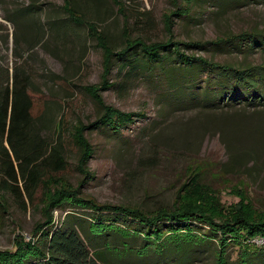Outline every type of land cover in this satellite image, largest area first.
<instances>
[{"label": "rangeland", "instance_id": "1", "mask_svg": "<svg viewBox=\"0 0 264 264\" xmlns=\"http://www.w3.org/2000/svg\"><path fill=\"white\" fill-rule=\"evenodd\" d=\"M74 2L87 19L97 23L99 34L116 50L125 46L126 37L147 44L170 37L207 42L244 31L264 32V0H194L191 4L186 0ZM30 3L34 6L28 14L24 8ZM63 3L64 0H0V66L12 69L16 65L30 74L35 111L44 117L35 126L47 136L49 145H63L66 165L60 171L46 170L45 195L56 190L59 183L73 187L82 183L84 173L78 167L82 150L71 132L103 113L91 87L102 85L104 49L89 28L71 21ZM178 5L189 7L190 13L172 16L170 30L166 21ZM16 10L25 15L17 17ZM6 14H15L14 21L5 20ZM185 50L237 66L264 64L263 46L222 44ZM197 76L192 70H181L171 53L162 63L159 60L148 64L139 47L124 60L113 61L109 82L115 85L99 88L98 93L105 104L123 112H143L144 116L134 117V122L118 132L107 125L84 131V138L93 148L86 163L93 176L80 185V196L145 210L172 207L180 186L197 175L226 207L244 195L264 212V109H214L208 103L219 97V88L214 81L207 84ZM5 182L14 183L0 161V195H4L3 201L0 199L4 204L0 206V249L14 250L15 237L22 234L31 238L35 226L44 219L43 190H37L32 202L21 178L24 205L18 195L5 192ZM76 214L92 215L66 204L54 211V226H77L89 245L104 247L102 235H91L89 220ZM122 240L115 233L107 237L110 246L122 247ZM143 243L138 238L133 244L138 247ZM257 248L252 264H264V246ZM228 251L232 260L237 259L236 246H230ZM151 253L156 254L155 250ZM164 254L171 264H184L192 252L170 250ZM128 259L124 262L167 264L161 255L160 260L136 255ZM193 264H213V258L201 256Z\"/></svg>", "mask_w": 264, "mask_h": 264}, {"label": "trees", "instance_id": "2", "mask_svg": "<svg viewBox=\"0 0 264 264\" xmlns=\"http://www.w3.org/2000/svg\"><path fill=\"white\" fill-rule=\"evenodd\" d=\"M193 1L186 0L188 4ZM33 6L28 4L24 12L30 14ZM63 8L75 25L89 28L90 34L98 39L105 54L102 85L91 87L103 113L97 120L71 132L76 145L82 150L78 164L79 170L84 173L81 184L93 176L86 168L93 148L84 138V131L107 125L118 132L125 124L134 122V117L144 116L143 112H123L105 104L97 91L99 88L109 89L115 85L109 82L113 61L124 60L138 47L146 56L148 64L154 65L159 60L162 63L163 58L171 53L175 55L181 70L194 71L207 84L214 81L219 88V97L208 103L214 109L259 106L264 109V64L237 66L189 54L185 50L222 44L264 47V32L244 31L207 42L181 41L170 37L166 41L147 44L139 39L131 40L126 37L125 46L116 50L99 34L97 23L87 19L76 7L74 0H64ZM24 12L16 10L14 13L18 17ZM188 13L189 7L178 5L166 21L168 29L171 30L174 23L172 16H184ZM15 14H11V17L6 14L3 18L14 21ZM32 87L31 76L23 68L16 65L12 69L0 66V161L6 176L14 181L5 182L4 190L18 195L20 202L24 204V195L19 187L21 178L24 180L25 194L32 202L37 190L42 188L41 209L44 215V219L35 226L31 238L26 239L24 235L18 234L14 250L0 249V264H129L124 261L131 255L141 259L146 256L158 257L159 260L161 255L165 263L171 264L164 254L170 250L177 253L192 252L189 259L187 257L188 262H183L184 264H193L201 256L209 255L213 258V264L253 263L259 252L257 247L264 246V212L259 211L244 195L239 202L226 207L197 175L180 186L172 207L154 210L123 203H99L93 198L80 196L81 184L73 187L69 183H59L56 190L45 195L48 182V179H44L46 170L50 168L60 171L65 167L66 161L62 143L49 145L47 136H43L35 126L44 117L35 111ZM2 196L4 195H0V199ZM66 204L92 214L76 215L89 220V232L95 236L102 235L104 247L89 245L77 226H54V211ZM0 206L4 207L1 201ZM69 214L74 215V212ZM200 227L205 228L201 231L198 229ZM110 233L123 238L122 247L109 245L107 237ZM138 238L144 243L137 247L133 243ZM261 239L263 240L260 241ZM232 245L238 251L235 260L230 258L228 251ZM152 249L156 254L151 253L154 251ZM205 252L209 255L207 253L205 256Z\"/></svg>", "mask_w": 264, "mask_h": 264}]
</instances>
